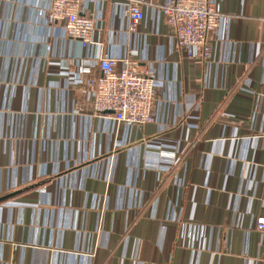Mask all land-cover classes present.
<instances>
[{
	"label": "crops",
	"instance_id": "crops-1",
	"mask_svg": "<svg viewBox=\"0 0 264 264\" xmlns=\"http://www.w3.org/2000/svg\"><path fill=\"white\" fill-rule=\"evenodd\" d=\"M47 1L0 0V264H264V0H210L226 20L194 62L167 0L134 34L127 0H82L83 48ZM127 49L161 87L142 125L94 114L62 65Z\"/></svg>",
	"mask_w": 264,
	"mask_h": 264
},
{
	"label": "built area",
	"instance_id": "built-area-1",
	"mask_svg": "<svg viewBox=\"0 0 264 264\" xmlns=\"http://www.w3.org/2000/svg\"><path fill=\"white\" fill-rule=\"evenodd\" d=\"M143 2L127 0L124 8L127 29L132 34L138 31L143 19ZM81 3L82 0H48L44 8L47 23L62 25L66 36L77 40L82 48L89 43L98 45L93 39L97 21L92 14L82 11ZM160 9L176 48L192 62L208 60L211 55L209 36L223 27L226 20L218 5L210 0H167ZM45 50H50L49 43ZM131 54L127 49L116 59L102 53L97 58V74L85 60L75 63L63 60L62 65L67 66L70 81L84 87L94 114L111 117L124 125H142L153 120L154 100L161 87H156L152 77L139 69L138 61ZM253 228L264 235V213L255 217ZM200 233L198 238H202L204 230L200 229Z\"/></svg>",
	"mask_w": 264,
	"mask_h": 264
},
{
	"label": "water",
	"instance_id": "water-1",
	"mask_svg": "<svg viewBox=\"0 0 264 264\" xmlns=\"http://www.w3.org/2000/svg\"><path fill=\"white\" fill-rule=\"evenodd\" d=\"M1 198H5V197H1ZM1 198H0V199H1Z\"/></svg>",
	"mask_w": 264,
	"mask_h": 264
}]
</instances>
